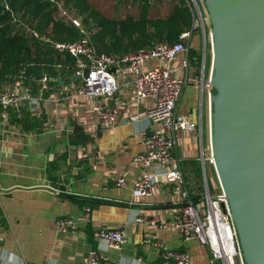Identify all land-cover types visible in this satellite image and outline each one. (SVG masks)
<instances>
[{"label":"crops","instance_id":"crops-1","mask_svg":"<svg viewBox=\"0 0 264 264\" xmlns=\"http://www.w3.org/2000/svg\"><path fill=\"white\" fill-rule=\"evenodd\" d=\"M73 13L80 16L75 9ZM196 70L194 63L176 108L196 122L201 109V134L197 130L172 133V164L181 171L183 184L170 182L149 167L146 170L154 173L157 185L147 195H131L130 184L144 171L132 156L142 147L141 131L148 129L145 107L149 100H141L134 122L120 119L114 127L102 128L93 114L91 97L74 93L76 81L52 83L42 90L31 87L34 102H23L20 116L12 109L16 118L40 116L41 129H22L9 110L7 116H0V264H87L82 257L91 246L122 264H154L160 258L159 247L141 242L149 227L135 223L136 214L166 223L156 229L162 243L188 250L191 264H207L206 247L195 239H182L169 224L182 202L180 190L201 196L203 189L200 157L208 153V102L204 97L200 102ZM182 73L177 70L178 75ZM105 100L122 102L119 117L136 111L127 91ZM204 169L210 192H217L218 180L207 161ZM118 175L126 178L127 185L114 183ZM84 205L90 207L89 220L82 216ZM62 215L77 221L74 230H56L54 220ZM118 223L124 224L126 238L118 248L93 238V228ZM137 255L140 260L135 259Z\"/></svg>","mask_w":264,"mask_h":264},{"label":"built area","instance_id":"built-area-1","mask_svg":"<svg viewBox=\"0 0 264 264\" xmlns=\"http://www.w3.org/2000/svg\"><path fill=\"white\" fill-rule=\"evenodd\" d=\"M185 3L191 13V24L187 31L179 33L176 40L159 41L150 47H137L132 51L109 54L94 50L90 32L83 28L80 16H74V9H70L62 0H55L59 17L71 21L77 26L80 34L76 39H58L51 41V44L55 50L67 52L74 57L73 74L77 76L74 78L76 79L74 93L91 97L92 111L100 127L112 128L120 119L134 122L138 118L137 110L143 105L141 100H149V105L145 107L148 129L144 128L141 131L142 147L132 156V159L144 168L130 184V193L133 196L151 194L154 190L157 185L154 173L146 170L153 166L159 173L164 174L168 181L183 184L181 171L172 164V149L175 142L172 133L174 130H197L201 134V109L196 122L176 108V100L188 81V70L196 62V56L190 54L189 38L195 32L201 33L205 42L207 33L208 17L201 0H185ZM207 49L210 52L209 42ZM203 60L204 51L201 66L196 70V82L199 84L200 102L203 97L208 102L212 88L208 84V73L204 72ZM84 67L88 68L86 77L82 76ZM177 70H182L183 73L178 75ZM47 80L45 74L38 79L39 90L48 86ZM120 90L127 91L131 101L136 104V111L126 117H119L121 101L108 103L105 100L114 99ZM32 98V88L28 83L21 78L9 80L7 84L0 86V116L3 118L7 116L9 108L20 116L22 103L26 100L34 102ZM156 124L161 125V128H157ZM200 158L203 182L200 202L195 203L188 199L186 190L182 188L180 190L182 202L173 212L169 224L182 239H195L206 247L209 251L207 264H235V257L238 258V264H243L230 213L227 210L222 211L220 207V202L224 201L220 187L214 193L208 189L204 161L213 168L209 148L207 155ZM114 183L125 186L127 180L118 175ZM89 210L88 205L82 206V216L88 220ZM133 221L149 227L147 234L141 237V242L159 247L160 258L154 264H191L188 250L175 246L167 247L159 239L156 229L166 223L140 214H136ZM54 225L57 231H71L76 228L77 221L69 215H62L55 218ZM91 234L95 239L105 240L113 248H118L126 239L123 223H118L114 227L99 225L92 229ZM82 259L87 264H122L120 261L110 260L105 253L99 252L93 246L85 251ZM135 259L140 260L141 255H137Z\"/></svg>","mask_w":264,"mask_h":264},{"label":"water","instance_id":"water-1","mask_svg":"<svg viewBox=\"0 0 264 264\" xmlns=\"http://www.w3.org/2000/svg\"><path fill=\"white\" fill-rule=\"evenodd\" d=\"M201 4L212 88L207 139L224 196L220 207L230 213L242 263L264 264V0ZM56 81L62 85L60 76Z\"/></svg>","mask_w":264,"mask_h":264},{"label":"trees","instance_id":"trees-1","mask_svg":"<svg viewBox=\"0 0 264 264\" xmlns=\"http://www.w3.org/2000/svg\"><path fill=\"white\" fill-rule=\"evenodd\" d=\"M80 15L89 30L94 50L123 53L137 47H150L155 42H171L191 24V13L185 0H62ZM122 7L124 11L118 12ZM80 34L69 20L57 14L55 0H0V84L21 78L36 89L45 74L47 84L63 83L74 71V57L53 48V40H73ZM190 54L199 57L190 46ZM195 62V64H196ZM10 115L14 114L8 109ZM14 118L15 114L13 115ZM23 129H41L40 116L16 118ZM193 202L199 195H189Z\"/></svg>","mask_w":264,"mask_h":264},{"label":"rangeland","instance_id":"rangeland-1","mask_svg":"<svg viewBox=\"0 0 264 264\" xmlns=\"http://www.w3.org/2000/svg\"><path fill=\"white\" fill-rule=\"evenodd\" d=\"M114 1L115 0H105V5L106 6H111ZM123 11H124V9L122 7L118 8V12L119 13H122ZM206 28H207V25H206ZM189 40H190L191 46H193L195 49H197V51L199 53V57H198L197 62L195 64L197 66V68H199L201 66L200 65L201 56H202V52L204 51V60H203L204 63H203V65H204V68H205L204 72H206L207 67L209 66L208 65L209 50L207 49L208 48V42H209L208 28H207V33H206V37H205V42L203 41L201 33L198 34L196 32H195V34L191 35ZM203 43H204V45H203ZM207 180L209 181V177L207 178ZM208 181H207V185H208V189L210 190V185H209Z\"/></svg>","mask_w":264,"mask_h":264}]
</instances>
